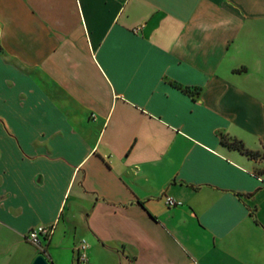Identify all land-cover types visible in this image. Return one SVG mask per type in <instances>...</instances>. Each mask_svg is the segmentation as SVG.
Listing matches in <instances>:
<instances>
[{
    "label": "crops",
    "instance_id": "1",
    "mask_svg": "<svg viewBox=\"0 0 264 264\" xmlns=\"http://www.w3.org/2000/svg\"><path fill=\"white\" fill-rule=\"evenodd\" d=\"M80 240L84 264H264V0H0V264Z\"/></svg>",
    "mask_w": 264,
    "mask_h": 264
},
{
    "label": "built area",
    "instance_id": "2",
    "mask_svg": "<svg viewBox=\"0 0 264 264\" xmlns=\"http://www.w3.org/2000/svg\"><path fill=\"white\" fill-rule=\"evenodd\" d=\"M165 202L167 205L174 204V201L169 197H165ZM53 228H54V223L48 225L33 226L26 231L25 238L28 242L35 245L40 252H43L40 243V238H47L48 236H50V234L53 232ZM75 253H76L77 264H84L86 260V254H85V246L82 240H80L79 243L76 245Z\"/></svg>",
    "mask_w": 264,
    "mask_h": 264
},
{
    "label": "trees",
    "instance_id": "3",
    "mask_svg": "<svg viewBox=\"0 0 264 264\" xmlns=\"http://www.w3.org/2000/svg\"><path fill=\"white\" fill-rule=\"evenodd\" d=\"M181 89L183 91H189L188 90V87H181ZM220 143L223 144V145H226L227 147H230V148H235L237 149L238 151L242 152V153H245L247 155H251V156H254L255 153L250 151V150H247L246 148L243 147L242 143L234 138H228V137H225L224 135H221L220 136Z\"/></svg>",
    "mask_w": 264,
    "mask_h": 264
},
{
    "label": "water",
    "instance_id": "4",
    "mask_svg": "<svg viewBox=\"0 0 264 264\" xmlns=\"http://www.w3.org/2000/svg\"><path fill=\"white\" fill-rule=\"evenodd\" d=\"M30 264H49L42 254H37Z\"/></svg>",
    "mask_w": 264,
    "mask_h": 264
}]
</instances>
